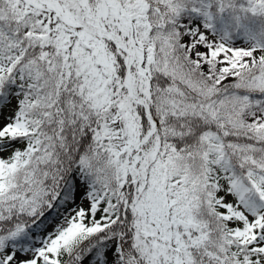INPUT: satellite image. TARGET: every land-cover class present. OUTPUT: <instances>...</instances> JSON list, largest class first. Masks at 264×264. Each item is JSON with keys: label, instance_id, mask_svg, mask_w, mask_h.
Segmentation results:
<instances>
[{"label": "snow or ice", "instance_id": "1", "mask_svg": "<svg viewBox=\"0 0 264 264\" xmlns=\"http://www.w3.org/2000/svg\"><path fill=\"white\" fill-rule=\"evenodd\" d=\"M0 264H264V0H0Z\"/></svg>", "mask_w": 264, "mask_h": 264}]
</instances>
